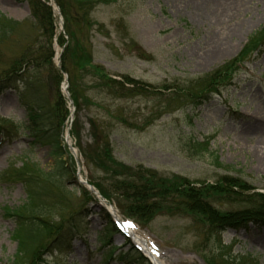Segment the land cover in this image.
I'll return each mask as SVG.
<instances>
[{"label":"rangeland","instance_id":"rangeland-1","mask_svg":"<svg viewBox=\"0 0 264 264\" xmlns=\"http://www.w3.org/2000/svg\"><path fill=\"white\" fill-rule=\"evenodd\" d=\"M92 1L85 17L87 33L79 35L84 39L80 47L91 54L93 65L103 66L112 76L131 77L163 91L173 86V92L192 82L190 88L200 93L197 79L210 77L216 69L236 59L239 62L230 70L238 71L232 85L197 108L182 98L180 90L179 100L171 103L170 112L168 98L161 97L164 92L138 93L128 101L108 95L99 98L94 92L87 100L80 96L75 121L78 135L73 134L76 139L70 136L68 141L77 152L83 148L93 156L89 120L109 121L108 113L115 118L119 106L120 115L129 117L135 125L128 129L116 124L118 121L112 124L108 141L118 162L151 170L162 178L176 177L178 182L185 180L195 187L233 176L244 183L245 193L238 188V195L244 198L234 203L230 198L213 196L209 203L221 213L246 209L247 194L264 192V130L253 127L256 120L264 118V43H258L262 36L253 39L251 48L248 46L252 37L264 29V0L252 1L247 10L238 14L233 22H243V29L226 41V46L231 44L227 50L217 52L206 62L201 57L211 53L222 32V26L213 25L206 16L213 0H203L207 9L196 5L199 0ZM7 20L17 24L12 26L10 36L0 41V76L24 46L39 36L26 0H0V25L10 31L5 26ZM54 27L52 47L60 52L59 37H69L65 30L61 32L58 23L56 27L54 22ZM260 45L261 54L254 53L242 64ZM0 123L11 131L5 129L8 138L0 136V264H151L143 255L131 253L130 242L123 236L100 237L108 228L106 213L111 216L108 204L74 182L70 172L76 163L69 152L63 158L67 167L63 178L55 176L59 172L54 171L50 150L31 144L21 129L26 125L25 111L12 90L0 94ZM63 131L65 144L66 129ZM81 167L84 179L99 178L96 184L101 183L109 191L108 177H102L96 168L93 172ZM9 170L20 172L26 183L3 180ZM131 200L119 195L110 197L109 203L124 218L133 213ZM17 209L24 211L23 215L15 212L21 215L19 220L12 214ZM155 213L145 221L129 216L137 222L141 220L129 221L162 264H218L223 256H251L257 264H264V227L211 234L203 218L183 209ZM18 229L21 236L26 229L38 234L39 243L34 242L29 258L17 256ZM58 232L79 239L59 253L62 246Z\"/></svg>","mask_w":264,"mask_h":264},{"label":"trees","instance_id":"trees-1","mask_svg":"<svg viewBox=\"0 0 264 264\" xmlns=\"http://www.w3.org/2000/svg\"><path fill=\"white\" fill-rule=\"evenodd\" d=\"M26 1L31 17L38 27L39 36L26 44L17 59H14L5 71H2L0 94L7 90L17 92L20 104L26 110L27 123L23 128L32 143L49 148L55 163L54 171L59 172L55 175L58 179L63 178L64 174L62 173L67 170L63 158L68 156V151L62 145L63 125L68 117L66 100L60 92L62 73H66L68 76V91L77 111L79 110L80 96H84L87 100L91 92H94L99 98L100 95L102 97L108 95L128 101L134 99L138 93L146 94L150 91V95H161L164 92L161 97L168 98L169 102L166 106L168 107L167 112H170L171 103L174 100H179V90L183 94L182 98L201 104L208 99L211 93L215 94L219 91L217 87L220 82H231L232 78L230 77L233 71L230 69L239 62V59H236L224 67L216 69L210 74V77L205 76L197 79L195 82L197 89H202L200 93H196L190 88L192 82L183 88L179 86V90L173 92V86H166L168 89L165 88L163 91L148 84L145 86L142 82L131 77L115 76L117 78H114V75L109 74L102 66L93 65L91 54L87 49L80 47V43L84 42V39H80L79 35L82 32L87 33L86 29L89 26H86L88 23L85 17L93 1L54 0L60 9L64 19V28L69 37L67 44L63 37H59L60 47L66 45L61 55L60 69H57L53 63L52 42L55 29L53 11L43 0ZM16 24L13 20L6 21L5 26L10 31L3 30L4 27L0 25V41L10 36L11 28ZM254 43L251 40L248 46L251 48ZM174 93L177 96H174ZM120 108L119 106L116 108L118 113L115 118L113 113H108L107 118L111 119L109 121H106L105 118V122L104 120L96 121L95 118L89 120V134L92 140L89 147L93 146L94 154L91 156L88 150H81L88 166L92 170L96 168L101 171L102 177H108L109 191H105L101 183L96 184L97 179L101 181L99 178L90 181L104 198L109 200L110 197L120 195L132 199L133 213H130L129 216H138L143 221L152 218L156 214L155 212H169L175 208L183 209L185 212L203 218L207 222L211 234H218L226 229L246 228L249 223L264 224V194L262 193L247 194L248 200L244 201L247 208L232 213H221L209 203V199L213 196L230 198L234 203L244 198L243 195H238V188L244 193L246 192L244 183L240 179L232 176L223 177L213 184L203 183L204 186L195 187L185 180L178 182L179 179L176 177L162 178L151 170L131 168L118 162L112 155L111 144L108 141L112 124L118 121L119 123L116 124H122L128 128H134L135 125V121L120 115ZM161 108L165 110L163 106ZM122 112L125 113L124 110ZM73 134L78 135L76 131H73ZM216 162L217 158H215ZM23 168L24 165L21 168L22 171ZM71 170L70 173L74 177L75 170ZM13 176L19 177L20 180L22 178L26 183L20 172L14 173ZM15 212H20L23 215V209L12 212L18 220L21 219V215ZM108 226L105 235L110 234L111 229H114L109 218ZM43 229L46 230L47 227L44 225ZM26 230L24 236L18 233L20 229L16 232L20 248L17 253L19 259L23 255L25 258H29L34 242L39 243L38 234L32 231L26 232ZM50 234L49 228L48 235ZM222 258H224L223 261H218V264H256L255 260L250 257L233 259L223 256Z\"/></svg>","mask_w":264,"mask_h":264},{"label":"bare ground","instance_id":"bare-ground-1","mask_svg":"<svg viewBox=\"0 0 264 264\" xmlns=\"http://www.w3.org/2000/svg\"><path fill=\"white\" fill-rule=\"evenodd\" d=\"M252 1L255 0H213L211 2L209 7L210 13H207L206 16L211 19L213 25L222 26V32L221 34L219 32L218 39L214 42L211 53L208 56L201 57V61H209L214 57V55H216L217 52V54H220V51L228 49L231 44L226 46V41L228 39H232L236 33L244 27L243 22L234 23L233 21L236 20L238 14L248 9V7L252 4ZM196 5L200 8L201 6H204L203 0L196 1ZM205 8L207 9V7ZM253 124V127H256L257 130H264V118L256 120ZM132 235L134 240L138 242V244L142 247V250L150 256L155 264H162L160 260H158L157 257L151 253V249L149 248L147 242L144 241L141 236H138L136 233H133Z\"/></svg>","mask_w":264,"mask_h":264}]
</instances>
